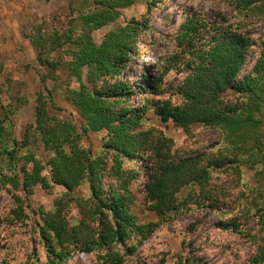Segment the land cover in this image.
<instances>
[{
    "label": "trees",
    "instance_id": "16d2710c",
    "mask_svg": "<svg viewBox=\"0 0 264 264\" xmlns=\"http://www.w3.org/2000/svg\"><path fill=\"white\" fill-rule=\"evenodd\" d=\"M135 1L92 0L62 32L42 35L44 21L37 27L32 46L41 65L45 63L55 70L57 66L49 61V55L66 47L70 57L68 75L78 87H65L64 99L78 112L82 128L49 116L40 94L36 98L34 123L26 127L21 141L8 137L0 121V157H6L11 171L9 175L0 171V189L9 185L27 193L36 185L49 189L52 183L70 192L88 183L90 197L75 202L81 215L76 223L70 224L65 218L64 198L56 199L52 210L41 212L39 234L48 257L45 264H65L77 253L93 252H100L98 264H122L124 255L116 248H124L132 236L139 239L138 245L189 204L215 205L210 190L213 169H226L229 162L236 175L241 167L256 166H261L259 171L264 175V33L254 66L239 77L254 42L236 28L219 30L210 38L207 48L193 51V66L178 87L181 104L153 101L162 122L172 121L184 130L200 124L222 135L223 146L216 150L215 157L210 154L205 160L197 153L172 155L149 142L148 134L140 131L143 112L134 111L128 103L134 90L123 79L127 65L138 54V38L149 27L153 1L146 2V14L141 19H131L108 31L100 43H95L91 36L93 31L115 21L120 10ZM230 3L239 15L264 21V0ZM185 27L186 34L197 30L191 23ZM162 67L167 72L172 66L166 61ZM155 87L144 85L141 94L153 95ZM228 91L237 96V102L228 101ZM101 131L106 132L103 150L93 157L80 142L87 133ZM30 143L49 151L46 165L50 178L43 174L45 165L31 151ZM142 146L148 151V158L136 155ZM20 148L26 150L18 173L14 163ZM237 160L238 164L232 166ZM127 162L131 163L129 168ZM135 162L142 165L143 172L134 166ZM27 165L29 169L25 168ZM140 177L144 178L146 209L156 215L155 222L138 224L130 211L134 201L131 184ZM220 225L231 227L227 222ZM135 248L133 245L124 253L132 254ZM258 257L257 261L264 262V248Z\"/></svg>",
    "mask_w": 264,
    "mask_h": 264
},
{
    "label": "rangeland",
    "instance_id": "374dc122",
    "mask_svg": "<svg viewBox=\"0 0 264 264\" xmlns=\"http://www.w3.org/2000/svg\"><path fill=\"white\" fill-rule=\"evenodd\" d=\"M3 1V6H0V121L5 133L16 141L23 139L26 127L34 123L39 94L49 116L82 128L83 121L78 112L64 99L65 87H78L74 78L68 75L70 57L66 54V47L50 53L49 61L57 66L50 70L45 63H39L32 41L42 21L45 22L41 27L42 35L62 32L81 11L87 9L88 4L91 5L92 0ZM147 1H153L149 27L140 34L138 54L123 74V79L134 90L128 103L134 111L143 112L140 131L148 134L149 142L162 146L172 155L197 153L205 156V160L211 155L215 157L216 150L223 146L218 130L200 124L184 130L172 121L162 122L155 113L153 101L181 104L178 87L193 66V51L207 48L211 44L210 38L227 27L236 28L254 42L238 75L242 77L249 72L259 55L264 21L239 15L230 0H136L133 5L120 10L115 21L93 31V41L98 44L108 31L125 25L131 19H141L146 14ZM16 5L18 9L13 7ZM187 23L197 30L186 34ZM166 61L172 67L164 72L162 65ZM144 85L156 86L154 94H145L146 97L141 94ZM226 95L228 101L237 102V96L231 91ZM262 127L264 141V124ZM105 138V131L89 132L80 145L94 157L103 150ZM30 148L45 165L43 174L50 178V168L46 165L49 151L41 145L31 144ZM25 150L20 148L16 156L14 169L18 173L24 164L22 156ZM136 155L148 158V151L142 146ZM228 163L226 169L211 171L210 190L215 205L200 207L189 204L182 213L162 223L138 245L139 239L132 236L124 248H116L124 255L122 264H264L257 261L264 248V175L259 171L261 166L254 169L241 167L239 175H236ZM130 166L131 163L127 162L126 167ZM134 166L143 172L139 162ZM25 168L29 169L30 165ZM0 169L5 175L11 174L5 156L0 157ZM21 178L20 174V182ZM143 182L144 178L140 177L131 184L134 201L130 211L138 224L158 220L146 209ZM89 197L87 182L70 192L52 183L49 189L36 185L27 193L20 187L15 190L9 185L1 187L0 264H45L48 257L39 234L41 212L52 210L55 200L64 198L65 218L73 224L81 217L75 202L87 201ZM222 222L230 223L231 227H222ZM133 245L136 248L132 254L124 253ZM99 254L77 253L65 264H98Z\"/></svg>",
    "mask_w": 264,
    "mask_h": 264
},
{
    "label": "crops",
    "instance_id": "0c3cea01",
    "mask_svg": "<svg viewBox=\"0 0 264 264\" xmlns=\"http://www.w3.org/2000/svg\"><path fill=\"white\" fill-rule=\"evenodd\" d=\"M16 1H18V0H16ZM3 2H4L3 0H0V6H3V4H4ZM13 7H14L15 9H16V8H17V9L19 8V6H17V5H16V6H13Z\"/></svg>",
    "mask_w": 264,
    "mask_h": 264
}]
</instances>
